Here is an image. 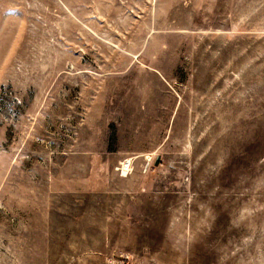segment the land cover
<instances>
[{
	"label": "rangeland",
	"instance_id": "rangeland-1",
	"mask_svg": "<svg viewBox=\"0 0 264 264\" xmlns=\"http://www.w3.org/2000/svg\"><path fill=\"white\" fill-rule=\"evenodd\" d=\"M0 264H264V0H0Z\"/></svg>",
	"mask_w": 264,
	"mask_h": 264
},
{
	"label": "built area",
	"instance_id": "built-area-1",
	"mask_svg": "<svg viewBox=\"0 0 264 264\" xmlns=\"http://www.w3.org/2000/svg\"><path fill=\"white\" fill-rule=\"evenodd\" d=\"M128 165V163L127 162H124L123 164H122V168H126V166Z\"/></svg>",
	"mask_w": 264,
	"mask_h": 264
}]
</instances>
